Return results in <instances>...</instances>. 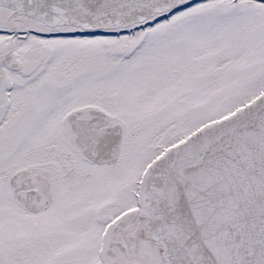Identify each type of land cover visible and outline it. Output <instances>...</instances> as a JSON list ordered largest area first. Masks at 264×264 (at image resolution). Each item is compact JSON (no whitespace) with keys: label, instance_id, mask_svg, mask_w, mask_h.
Listing matches in <instances>:
<instances>
[{"label":"snow or ice","instance_id":"1","mask_svg":"<svg viewBox=\"0 0 264 264\" xmlns=\"http://www.w3.org/2000/svg\"><path fill=\"white\" fill-rule=\"evenodd\" d=\"M0 264H264V0H0Z\"/></svg>","mask_w":264,"mask_h":264}]
</instances>
